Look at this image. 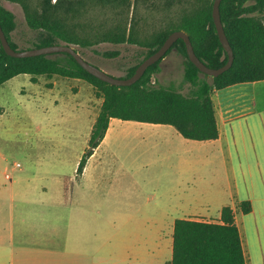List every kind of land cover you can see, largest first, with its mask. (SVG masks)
I'll list each match as a JSON object with an SVG mask.
<instances>
[{
  "label": "rangeland",
  "instance_id": "374dc122",
  "mask_svg": "<svg viewBox=\"0 0 264 264\" xmlns=\"http://www.w3.org/2000/svg\"><path fill=\"white\" fill-rule=\"evenodd\" d=\"M1 2L16 16L18 26L12 40L19 48L27 49L35 32L28 27L21 5ZM150 3H139L136 20L140 21L143 14H149V24L155 18L159 20L162 13ZM140 26L145 24L140 22ZM72 46L88 62L121 78L142 58L145 50L138 44L112 42L92 47ZM167 68L173 79L165 75L164 82L183 81L181 61L169 63ZM30 78L29 74H20L0 85V236L5 233L2 228L10 218L18 221V218L40 217L43 214L40 204L46 201L42 186L59 182L67 186L66 198L73 199V203L63 207L66 222L63 229L68 239L63 264H162L164 257L156 253L139 251L138 257L120 253L118 247L131 243L130 239L139 235V249L144 242L155 249L172 237L171 217L166 216L165 223L160 217L162 211H169L167 166L166 162H160L168 150L166 138L154 135L152 131L157 126L151 123L119 120L117 130L108 138L116 141L100 150L91 160L87 176L81 179L78 163L88 145L103 98L83 79L57 75L37 76L36 81ZM160 167L165 171L157 182ZM137 172L139 192L136 191ZM6 173L12 176L11 180L6 178ZM122 189L127 195L120 194ZM75 226L84 231L89 226L88 232L93 234L94 246L82 249L81 254L72 248L71 232ZM5 236L10 239L9 234Z\"/></svg>",
  "mask_w": 264,
  "mask_h": 264
},
{
  "label": "trees",
  "instance_id": "16d2710c",
  "mask_svg": "<svg viewBox=\"0 0 264 264\" xmlns=\"http://www.w3.org/2000/svg\"><path fill=\"white\" fill-rule=\"evenodd\" d=\"M1 1L4 0H0V24L11 46L23 50L12 40L18 26L16 16ZM6 1L21 5L28 27L35 32L27 49L54 44L92 47L102 42L138 44L145 48L142 58L124 77L132 76L138 65L177 30L189 34L195 53L209 67L219 68L228 61L212 15L214 0ZM146 1H151L162 16L149 24V14H143L140 21L137 19V27L139 3ZM220 12L235 58L232 66L218 76L203 73L190 60L182 38L129 86L112 85L97 78L69 53L13 57L0 41V85L17 75L29 74L33 81L37 76L57 75L83 79L94 86L103 102L78 163V174L105 137L112 118L170 124L186 138L216 139L219 128L214 92L264 80V0H222ZM140 22L145 26L141 27ZM173 49L183 57V81L163 84L156 75L163 58ZM238 207L246 213L251 210L249 201L240 202ZM173 239V256L166 264H246L235 210L229 205L222 208L218 221L176 219Z\"/></svg>",
  "mask_w": 264,
  "mask_h": 264
},
{
  "label": "crops",
  "instance_id": "0c3cea01",
  "mask_svg": "<svg viewBox=\"0 0 264 264\" xmlns=\"http://www.w3.org/2000/svg\"><path fill=\"white\" fill-rule=\"evenodd\" d=\"M174 61L183 64V57L177 49L171 50L163 58L161 69L156 75L157 81L167 84L164 82L167 77L173 79L167 65ZM165 75L168 76L163 78ZM212 99L219 128L216 139H190L170 124L151 123L157 126L152 133L159 138H166L164 140L168 146L160 162H166L167 166L169 211H162L160 217L164 223L166 216L171 217L173 224L178 218L218 221L222 208L229 205L235 210L246 264H264V80L216 90ZM119 120L122 119L110 120L105 137L80 174L81 179L87 176L90 162L100 150L106 144L116 141L108 138L117 130ZM164 171L162 167L159 168L155 178L157 182L161 181L160 174ZM135 177L136 191L139 192V172ZM67 190V186L59 182L44 185L42 193L46 201L40 204L43 207L40 217L18 218V221L15 217L9 219L5 228H2L5 233L0 236V245H4L0 247V264H63L64 246L68 241L63 229L66 223L63 207L73 203V199L66 198ZM122 193L127 195L125 189H122ZM242 201L250 202L249 212H243L238 207ZM83 224L85 227L84 221ZM72 229V248L76 254L94 246L91 239L93 234L88 232L89 226L85 231L80 226ZM6 233L9 234L8 240ZM173 240L172 233L166 243L155 246V249L147 242L139 249L138 235L130 239L131 247L125 244V247L118 248L121 249L120 253H132L138 257L139 251L145 254L156 253L164 257L162 264H166L173 256Z\"/></svg>",
  "mask_w": 264,
  "mask_h": 264
},
{
  "label": "water",
  "instance_id": "95a60500",
  "mask_svg": "<svg viewBox=\"0 0 264 264\" xmlns=\"http://www.w3.org/2000/svg\"><path fill=\"white\" fill-rule=\"evenodd\" d=\"M222 0H214L213 4V19L214 23L218 32V36L220 42L222 43L223 47L228 53V61L225 65L219 68H212L209 67L205 62H203L195 53L193 43L189 34L183 30H177L172 32L164 41V43L160 46L158 50L154 53L146 57L136 68L135 73L130 77H115L113 75L108 74L107 72L103 71L99 67L95 66L94 64L85 60L81 54L77 51V49L70 45V44H54L49 46L43 47H34L29 49L18 50L14 49L11 44L9 43L5 31L3 30L0 24V41L2 46L4 47L7 54L13 57H32L38 56L43 54H53V53H69L71 54L77 62L84 67L89 73L96 76L97 78L108 82L112 85L117 86H129L137 82L145 73L148 67L159 61L166 52L172 47L175 41L179 38L184 39L187 48V54L190 60L203 72L210 76H218L228 70L233 62H234V50L231 46L229 39L226 35L222 19H221V12H220V5Z\"/></svg>",
  "mask_w": 264,
  "mask_h": 264
},
{
  "label": "built area",
  "instance_id": "2783aa9c",
  "mask_svg": "<svg viewBox=\"0 0 264 264\" xmlns=\"http://www.w3.org/2000/svg\"><path fill=\"white\" fill-rule=\"evenodd\" d=\"M17 167H19V164H17ZM6 178L11 180L12 176L9 173H6Z\"/></svg>",
  "mask_w": 264,
  "mask_h": 264
}]
</instances>
